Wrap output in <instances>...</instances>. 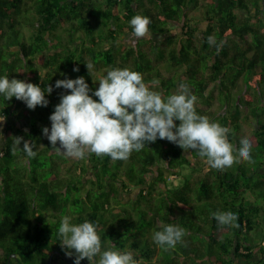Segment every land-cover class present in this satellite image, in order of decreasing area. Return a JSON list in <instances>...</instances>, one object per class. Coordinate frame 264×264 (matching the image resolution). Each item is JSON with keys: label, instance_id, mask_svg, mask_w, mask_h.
Returning <instances> with one entry per match:
<instances>
[{"label": "trees", "instance_id": "trees-1", "mask_svg": "<svg viewBox=\"0 0 264 264\" xmlns=\"http://www.w3.org/2000/svg\"><path fill=\"white\" fill-rule=\"evenodd\" d=\"M189 8L202 10V30ZM137 14L150 19L148 32L126 46L125 35H133L129 20ZM174 24H181L179 34H171ZM161 67L185 78L164 77ZM112 68L140 72L164 97L187 85L197 97L196 112L227 128L233 147L239 108L248 107L257 118L251 161L205 170L196 150L166 139L146 142L123 160L95 153L69 159L52 150L42 128H50L49 115L70 91L55 81L83 76L95 90ZM92 70L105 73L93 76ZM0 75L38 84L45 93L53 86L46 107L30 110L14 97L0 98V264H57L58 253L63 264H73L57 234L69 205L81 206L71 222L96 224L102 249L133 251L137 264H264V0H0ZM240 80L255 89V103L246 94L234 98ZM211 84L221 96L219 114L211 109ZM16 137L21 142L14 148ZM132 188L135 196L123 203L119 196ZM222 212L236 220L217 225L211 215ZM165 224L179 225L184 234L162 248L152 233Z\"/></svg>", "mask_w": 264, "mask_h": 264}, {"label": "clouds", "instance_id": "clouds-1", "mask_svg": "<svg viewBox=\"0 0 264 264\" xmlns=\"http://www.w3.org/2000/svg\"><path fill=\"white\" fill-rule=\"evenodd\" d=\"M149 24L150 19L139 14L129 20L136 37L144 36ZM208 39L210 43L214 42L212 36ZM85 65L87 70L93 68L91 62ZM54 87L70 91L60 95L49 115L50 128H42V134L51 149L65 157L82 159L86 153H95L123 160L132 151H140L146 142L166 139L182 149L196 150L205 166L217 171L229 168L234 162L252 159L248 139H240L233 147L227 142V128L196 112L194 102L197 97L188 94L185 84L179 85V92L164 97L144 82L140 72L112 68L100 78L95 90L89 88L83 76L57 79ZM52 90L53 86L47 85L45 93L38 84L0 75V98L5 102L14 97L30 110L37 106L46 107V94ZM4 120L5 116L0 114V122ZM13 141L14 148L18 147L21 138L16 137ZM23 149L28 156L34 155L28 142H24ZM211 218L217 225L226 226L236 220V214L212 213ZM71 221V216L63 215L57 234L67 256H73L74 250L73 264H80L84 258L93 264H137L133 251L102 249L94 222ZM183 234L179 225L165 224L160 230L153 231L152 240L167 248L179 242Z\"/></svg>", "mask_w": 264, "mask_h": 264}, {"label": "rangeland", "instance_id": "rangeland-1", "mask_svg": "<svg viewBox=\"0 0 264 264\" xmlns=\"http://www.w3.org/2000/svg\"><path fill=\"white\" fill-rule=\"evenodd\" d=\"M189 17L193 18L197 23L195 26H197L199 28V30H202L204 28V23L202 22V10H198V9H192V8H189ZM251 24L253 26H256L257 25V21L255 19L251 20ZM173 29L171 34L172 35H176V34H179L180 33V27H181V24H174L173 26ZM30 30L28 29V27H25L23 29V37L26 38L29 34ZM144 36L142 37H136L134 35H130V34H127L125 35L124 39H123V44L126 45V46H134L136 45V43L140 40V39H143ZM100 73H105L104 71H96V70H92L91 71V74L93 76L95 75H99ZM161 73L164 77H169V76H173L174 77H177L178 75L184 79L185 76L184 74L181 73V70H178V71H170V70H166L165 67H161ZM177 75V76H176ZM97 85H98V82H96ZM237 91L233 92V96L234 98L237 100L239 97L241 98H244L243 96L246 94V96H250L252 99H253V102L255 103L254 100H257V96L255 95V89L253 87H250V88H246L247 85H245L244 81L240 80L237 84ZM262 88H264V85L262 86ZM154 89V88H152ZM155 91V89L153 90ZM208 92H211L212 94V111H214L216 114L220 113V112H223L224 111V108H222L220 106V101H221V96L219 94V90L216 86H213L212 84L209 86V89H208ZM259 91H256V93H258ZM207 93V92H206ZM259 94V93H258ZM239 112H240V131L237 133V136H238V140L242 139V138H246L248 139V141L250 142V145H251V136H252V133L253 131L255 130L256 128V122H257V118L255 117L254 113H249L248 111V107L246 106H240L239 108ZM260 112V110H258ZM247 115V119L244 118V116ZM2 124V122H0V125ZM0 144H1V140H0ZM251 151V149H250ZM188 158L189 160L192 162L193 159L189 156L188 152H185L184 153ZM205 170L207 169L206 166H204ZM168 178L169 180H173V182L175 183V180L177 181V179H172V176L168 174ZM125 203H129L128 202H125ZM67 213L72 216V217H75L76 215L73 213H76L78 211H81V206H77V207H74L72 205H69L67 208ZM66 251V249H65ZM73 251V256L75 255L74 253V250ZM58 256L56 257L57 259V264H63V259L64 256L62 257L61 255H59V253L57 254ZM73 256H69V259H72V260H69L71 262L74 261V257ZM236 262L238 264H244L243 263V260L242 259H237Z\"/></svg>", "mask_w": 264, "mask_h": 264}, {"label": "crops", "instance_id": "crops-1", "mask_svg": "<svg viewBox=\"0 0 264 264\" xmlns=\"http://www.w3.org/2000/svg\"><path fill=\"white\" fill-rule=\"evenodd\" d=\"M57 146H59V142H57ZM68 158V157H67ZM69 159H72V158H69ZM90 177V174H88V176H86V178L84 179V181L88 180ZM136 194V190L135 189H131L128 193H122L120 196H119V199H123V203L124 202H127L129 199H132ZM67 258L69 259V256H67ZM72 260V259H70Z\"/></svg>", "mask_w": 264, "mask_h": 264}]
</instances>
